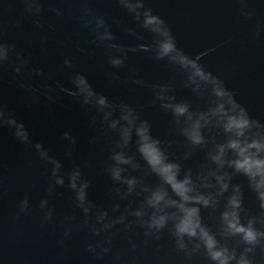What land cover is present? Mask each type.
I'll use <instances>...</instances> for the list:
<instances>
[{
  "label": "water",
  "instance_id": "1",
  "mask_svg": "<svg viewBox=\"0 0 264 264\" xmlns=\"http://www.w3.org/2000/svg\"><path fill=\"white\" fill-rule=\"evenodd\" d=\"M38 2L39 14L29 11L27 0H0V43L15 45L8 58L0 61V110L6 119L11 116L23 122L30 136V143H22L15 128L0 121V264H210L203 255L188 257L177 249L167 229L160 233L159 239L145 236V229L135 225L125 230L124 225L135 219L130 214L124 224L93 235V226L101 227L96 222L95 210L85 216L75 206V193L68 186L67 176L64 186L54 187L49 197L53 218L44 222L40 201L53 182L52 165L41 159L37 143H42L49 155L62 162V174L75 167L82 170L90 183L89 199L98 208L107 210L110 219L118 217L126 207L135 210L143 199V195L136 194L127 199L116 196L115 187L124 186L117 185L106 168L111 146L119 137L101 125L102 114L69 94L75 90L73 78L77 73L83 74L92 88L110 101L135 106L141 117L150 121L152 135L165 142L164 147L185 170L195 171L207 162V148L195 149L187 160L183 159L189 146L178 129L172 131V113L156 101L152 86L172 85L171 94L177 100H188L193 110L206 108L207 101L185 87L183 75L174 66L156 61L150 52L129 51L124 66L110 65L109 52L121 53L110 50L107 44L133 49L150 44L153 39L118 0ZM145 3L168 23L179 47L193 56L207 53L201 62L226 81L253 118L264 123V0H145ZM242 8L249 16L241 15ZM88 9L90 14L86 12ZM96 17L105 19L115 40H97L93 30ZM65 60H70L73 66L68 67ZM130 67H135L136 76L145 81L144 85L132 82ZM65 132L76 138L75 145L63 138ZM205 132L209 134L207 129ZM222 139L217 136V140ZM134 140L130 152L139 159ZM125 175L140 177L153 185L158 182L157 177L143 176L132 169ZM233 183L244 185L245 208L251 214H259V202L247 187L246 177L236 176ZM25 194L30 196V206L17 219ZM116 203L121 208L113 212ZM203 216L207 224L216 227V217H210L208 210H203ZM145 240L149 241L147 245ZM90 245L95 251L89 249ZM232 245L235 246V241ZM104 247L109 248L107 253L103 252ZM242 250V246L238 248V252ZM254 255L255 264H264V249L257 248Z\"/></svg>",
  "mask_w": 264,
  "mask_h": 264
},
{
  "label": "clouds",
  "instance_id": "2",
  "mask_svg": "<svg viewBox=\"0 0 264 264\" xmlns=\"http://www.w3.org/2000/svg\"><path fill=\"white\" fill-rule=\"evenodd\" d=\"M118 3L134 14L135 20L152 34L153 39L150 44H140L133 49L120 44H107L110 50L121 53L116 55L109 52L110 65L120 68L125 65L129 51H141L152 53L156 61H166L174 66L175 71L183 75L185 87L190 88L201 100L207 101V107L193 110L188 100H177L171 94L173 87L167 83L152 86L155 99L162 108L172 113V131L178 129L189 146L183 159L187 160L195 149L203 147L207 148V162L200 164L195 171L192 168L185 170L182 163L172 158L174 154L164 147L165 142L152 135L150 121L143 119L135 106L110 101L105 95L96 92L83 74L77 73L73 78L75 90L69 91V94L81 98L83 105H90L102 114L101 125L119 137L111 146L110 163L106 168L111 179L117 185L124 186L115 187L116 196L127 199L136 194L143 195V199L135 210L130 211L126 207L118 217L110 219L107 210L98 208L89 199L90 183L82 170L75 167L62 174V162L49 155L42 143H37L35 147L41 159L52 165L53 182L49 184L47 195L40 201L44 222L53 218L49 197L55 186H64L67 176L68 186L75 193V206L82 209L85 216L95 210L96 222L101 225L99 228L93 226L95 236L124 224L130 214L135 219L124 225L125 230L135 225L145 229V236L159 239L160 233L167 229L174 238L176 248L188 257L200 254L210 264H255L257 248L264 249V123L253 118L226 81L201 62L207 53L193 56L178 46L168 23L154 14L145 0H118ZM27 4L29 11L37 14L41 12L38 0H27ZM54 11L59 14L58 10ZM86 12L90 14L91 10ZM240 13L249 16V12L243 8ZM93 30L100 42L116 39L102 17L95 18ZM97 40H93V43ZM14 49V44L0 43V61L6 60ZM65 64L73 66L70 60H65ZM16 71L19 72L20 68L17 67ZM129 71L133 83L145 84L143 79L137 78L135 67H130ZM37 74L42 75V72ZM0 121L13 126L15 135L22 143H30L29 132L23 122H17L11 116L6 119L2 110ZM206 129L209 134L215 132V135L206 134ZM217 136L223 139L217 140ZM63 138L73 145L76 143V138L69 132H65ZM133 140L139 159L130 152ZM168 144L170 146L171 142ZM67 155L70 157L71 151ZM129 169L140 171L143 176H155L158 182L153 185L140 177L125 175ZM236 176L246 177L247 187L255 193L259 202V214H251L245 208L244 185L233 183ZM225 193L230 194L225 196ZM29 206L30 196L25 194L20 202L17 219L28 211ZM120 208L121 205L116 203L113 212ZM203 210H208L210 217H216L215 228L205 222ZM68 234L67 231L64 233L65 236ZM233 241L235 246L232 245ZM111 242L109 238L107 243L110 245ZM144 243L147 245L149 241L145 240ZM241 246L243 250L238 252ZM89 249L95 251L91 245ZM108 251V247L103 248V252Z\"/></svg>",
  "mask_w": 264,
  "mask_h": 264
}]
</instances>
